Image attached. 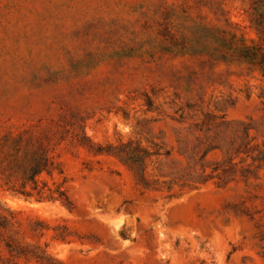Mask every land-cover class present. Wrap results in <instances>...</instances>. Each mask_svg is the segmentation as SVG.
Instances as JSON below:
<instances>
[{
	"label": "rangeland",
	"instance_id": "rangeland-1",
	"mask_svg": "<svg viewBox=\"0 0 264 264\" xmlns=\"http://www.w3.org/2000/svg\"><path fill=\"white\" fill-rule=\"evenodd\" d=\"M255 6L0 0V137L57 126L62 174L41 180L72 204L25 201L0 178V264H264V165L225 183L185 175L197 136L220 148L206 174L251 162L234 154L243 128L264 149V78L241 55L258 43ZM80 129L92 150L62 134ZM135 147L147 185L123 159Z\"/></svg>",
	"mask_w": 264,
	"mask_h": 264
},
{
	"label": "trees",
	"instance_id": "trees-1",
	"mask_svg": "<svg viewBox=\"0 0 264 264\" xmlns=\"http://www.w3.org/2000/svg\"><path fill=\"white\" fill-rule=\"evenodd\" d=\"M250 22L256 31L258 43L254 45L242 44L241 55L258 67L261 76L264 78V52H262V48H264V7L255 6L252 9ZM242 42L244 41L242 40ZM206 118H210V116H206ZM57 129V126L46 129L41 132L39 137L33 136L32 132L28 130L19 132L16 135L7 133L0 137V178L6 180L4 185L7 187V191L14 196L21 197L25 201L58 202L70 211L72 210V204L62 185H57L54 189H51L45 181L41 180L43 175L51 178L54 171H57L60 175L62 174L58 165L54 163L52 156L54 148L51 143L56 137ZM247 131V128H243L242 136L239 137L241 143L234 152L236 156L245 154L251 160L244 168L237 171L234 169L235 164L232 163V157L226 156L227 158L224 161L226 165L213 163L211 174H206L205 169L209 163L207 156L220 148L212 144L214 138L211 139L210 136L204 134L195 138V144L187 154V159L192 165L189 166L185 175L195 174L194 180L201 184L214 178L225 183L232 181L237 174L244 176L253 168L263 166L264 149L258 146H250L253 140L249 138ZM62 134L70 135L72 141L83 148L92 150L94 147L90 140L86 138L82 129L79 131L80 138H78V134L67 130H63ZM60 140H63V138H60ZM148 156L147 151L138 147L124 153L123 156L124 162L134 170L138 181L143 185H147L144 161ZM240 160V163L244 161L243 159ZM197 166L199 172L196 170Z\"/></svg>",
	"mask_w": 264,
	"mask_h": 264
}]
</instances>
